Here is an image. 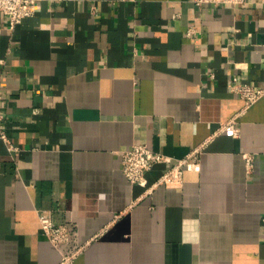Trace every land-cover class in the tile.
I'll use <instances>...</instances> for the list:
<instances>
[{
  "label": "crops",
  "instance_id": "1",
  "mask_svg": "<svg viewBox=\"0 0 264 264\" xmlns=\"http://www.w3.org/2000/svg\"><path fill=\"white\" fill-rule=\"evenodd\" d=\"M233 75L264 86V0H36L12 31L0 13V264H264V97L239 115ZM137 143L204 147L146 191L121 170Z\"/></svg>",
  "mask_w": 264,
  "mask_h": 264
},
{
  "label": "built area",
  "instance_id": "2",
  "mask_svg": "<svg viewBox=\"0 0 264 264\" xmlns=\"http://www.w3.org/2000/svg\"><path fill=\"white\" fill-rule=\"evenodd\" d=\"M36 0H0V13L6 17V23L9 30H14L15 27L21 23L23 19L33 15L35 10ZM193 4L197 7H201L203 4H210L213 7H219L220 5H242L246 0H192ZM191 29L189 30V32ZM212 77V73H210ZM230 90L236 93L238 97L243 101V109L238 114L242 113L244 109L248 108L254 102L261 97H264V86H254L246 81H240L236 75H233L230 79ZM235 115L225 122H221L219 130L224 131L229 127H233L236 122ZM5 115L0 110V138L5 139L4 128ZM239 129L232 128V135L238 136ZM204 147V143L198 147H194L182 158L172 159L170 156L155 151L146 143H137L131 145L127 149H123L119 152L121 157V170L125 178L130 183H135L140 186L146 187V191H152L155 187L162 185L164 187H181L183 183V173L185 167L194 161L198 160L199 153ZM9 149H17L9 145ZM158 163H167L169 166L165 168L162 174L149 186H147V180L145 173L153 168ZM254 166V155L246 153L244 155V168L248 174L252 171ZM40 233L44 235L49 242L56 248L60 247L69 241L70 228L66 223H55L48 217H41L39 219ZM70 254H63L60 264H67L71 259Z\"/></svg>",
  "mask_w": 264,
  "mask_h": 264
}]
</instances>
